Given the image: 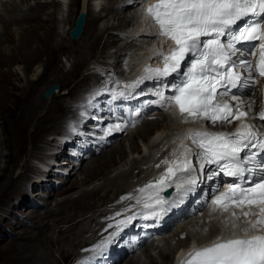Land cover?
<instances>
[{"label":"snow or ice","instance_id":"obj_1","mask_svg":"<svg viewBox=\"0 0 264 264\" xmlns=\"http://www.w3.org/2000/svg\"><path fill=\"white\" fill-rule=\"evenodd\" d=\"M145 12L158 28V36L170 41L172 47L167 53H155L163 60V67H146L144 76L123 87L132 89L145 80L177 74L178 80L172 85L174 94L168 98L163 91L157 94L176 106L183 122L203 119L213 125L240 123L235 132H190L187 138L193 147H185L173 159L161 161L167 165L165 171L137 189V204L149 210L150 216L158 217L182 203L208 166H214L207 172V179L221 173L233 179L223 192L213 194V211L229 213L233 220L242 218L251 229L264 232V130L247 122L252 118L242 109H250L251 103L246 105L234 94L231 99L235 105L226 99L233 89L241 91L253 84V74L264 78V0H155ZM246 53L254 61L242 58ZM117 95L123 96L124 92L113 98ZM256 119L264 121V101ZM171 187L176 190L175 200L161 195ZM132 198L129 195L121 199ZM254 205L259 209L256 219H248ZM230 209L248 210L238 214ZM135 218L133 214L117 221V229ZM240 230L249 231L243 227ZM181 264H264V234L217 239L210 246L194 247Z\"/></svg>","mask_w":264,"mask_h":264},{"label":"rangeland","instance_id":"obj_2","mask_svg":"<svg viewBox=\"0 0 264 264\" xmlns=\"http://www.w3.org/2000/svg\"><path fill=\"white\" fill-rule=\"evenodd\" d=\"M37 2H54V5L38 11V13L42 14V16H40L42 19L45 18L44 14L51 13L52 21L49 23L53 28V34L49 37V39H45L41 36V33H43L42 30L37 28L35 29L36 33L34 32V34L35 36L40 35V38L37 36L35 37L32 33L28 32L26 44L21 43L22 41H19L20 38L16 39L18 43L17 45H20L18 48V50L21 51L20 57H22V59L26 58V61H31L32 65L28 71L24 72V63L13 62L11 64L9 63L7 66H3V63L0 64V74H5L8 70H10L9 75L12 79V85L7 84L0 79V99H2V97L5 98V101L10 99V93L8 92L12 88H15L17 90L18 98H16L15 113L13 112L14 116L18 114L20 109H23L22 111L24 113H31L33 109L34 112L39 111V113H45V111L50 110L47 114L51 117L54 116L50 122L55 121L54 123L57 125L59 124L58 126L60 127V130L64 131L67 124L66 115L68 116L69 113L67 109V99L73 97L74 95H78L87 85V74L90 71V63L97 60V58L110 55L113 51H115V48L121 45L123 40L115 46H109L106 48L105 42L106 38L109 37L108 35H110V37H116L117 35L122 36L121 34H123L122 32H124L123 30L126 29V26L136 24V17L129 19L131 16V10L127 11V9H129L128 7H124L116 13L110 12L109 9H111V7H115L117 5V1L101 0L97 3V7L94 11L92 7L90 8V11H88L89 15L86 16V27L84 26L85 29L83 30L84 32L82 37H80L81 39L79 38L80 41H73L69 38L68 32L70 28L73 27L75 17L79 13L80 0H25V2L23 0H0V14L6 18L7 16L3 10L6 9L5 6H10V4H14L18 6V8L20 7L21 9H25L29 6H34ZM120 4H122V2H120ZM118 6L120 7V5ZM30 13L31 12H29V14ZM114 16H116L117 19L126 21L125 26L121 25L120 27H117L115 31L105 33L101 36V38L96 40V33H100L106 24L109 26L118 25V21L114 18ZM22 17L24 16H19L20 19ZM91 17H101V22H99L97 24L98 26L95 27L98 31L95 30L93 22L90 21ZM23 19L20 20L19 24L12 23L6 28L4 25L7 24V21L0 22V35L3 34L5 29L7 31H13L16 37L20 36L21 28H28L30 25H27L28 23L32 22V24H35L39 20L37 19L35 21V17L32 19ZM61 38L63 39L62 41ZM36 40H38V48L32 53L28 52L30 48L34 49L37 47L34 43ZM39 42L42 43L40 44ZM61 43L63 44V49L58 46ZM90 44L92 45L88 50L89 54L84 60H82L80 66L74 67L77 58L80 56L79 53L84 51V49H87V46ZM49 47L51 48L49 49ZM0 48L4 52H7L8 50V48L4 45H1ZM26 52L29 54L27 53V55ZM45 60L47 62L49 61V65L53 62L54 68L48 66L49 68L47 67L48 69L45 70L43 67L44 62H46ZM26 61L24 60V62ZM36 79H38V81H36ZM30 82H32L30 88L27 89V84ZM51 85H57L59 87V92L54 94V97L52 96L51 100H46L43 98V93ZM69 88H71L70 91L68 90ZM66 91H68V94H66ZM70 119L72 121L74 120L72 117ZM145 119L146 118L140 120L141 122L137 127L146 122ZM2 123L6 125V127L13 128V119L5 116L0 121V264H66L70 260L69 257L76 255L75 253L78 252L80 246H83L82 244H84V246L85 244L87 245L90 242V238L92 236H96L94 235L96 234L94 228V222L97 219L96 215L105 208L107 201H112L116 196L123 194L124 191L132 189L140 183V181H143V179L147 177L146 175L148 172L154 168V160H156L158 155H162L166 151V149H163L162 147V149H157L158 152L156 153L147 150L145 146L148 142V137L146 140V137L141 138L138 134L133 133L135 129L129 130L127 134H119L116 138H114L112 141L113 143L105 149L109 150L112 146L115 148L117 147L118 149L117 145L121 142L126 152L124 157L125 160L119 162V157L116 155L115 165L109 167L101 176H93L91 179L85 180L82 185H73L77 179L76 177L81 180L84 176L79 175L80 171H78V169L75 171L70 170L71 166L66 164L59 170H63L64 168H69V170L65 174L62 183H60L57 187V184H54L51 180L52 177H50V173L48 174L43 170L40 171V169H38V171L29 172L26 171L24 166L27 163L33 164V166L38 164L39 161H34V159H36L34 157L39 158L42 154H49L50 156L53 155L54 144L55 148L58 145V141L56 139H52V137L55 136L54 132L47 131L44 134H41L37 139L39 141H37L35 139L32 140V138L28 139L23 137L22 130L21 132H17V129H14L16 136L11 138L9 134L3 133L1 130ZM175 125L176 124L174 123L173 126L175 127ZM160 128V124L154 125V129L157 130ZM25 130L27 132L32 131V129H28L26 127ZM90 144L92 145L91 147H94V144ZM37 146L40 151H38V154L31 155V152H35L36 150L34 148H38ZM136 147H138V150L135 149ZM64 149L65 152L62 153L63 155L71 152V146L65 147ZM11 152L17 153H13V156L10 155ZM92 154L85 157L83 162L88 163L94 160L95 157H99L101 153H97L96 155ZM15 155H18L17 159L14 158L16 157ZM142 159L143 161L144 159H147L145 164ZM151 159L153 162L151 161V163H149ZM43 160H45V158H43ZM53 161L55 162V159ZM72 162L76 163L77 166L75 168H77L79 164L77 160ZM132 165H138L140 167L135 169L136 171H133L128 177L117 180V182L122 186L121 189L110 192V187L99 188L104 184V181H106L108 177L113 178L118 172H124L131 168ZM34 168L37 167L34 166ZM8 170L10 174H12V170L14 171L12 175L13 184L10 183V185L6 187L5 176ZM95 170H97V172L100 171L99 168ZM35 172H41L42 177H46L48 183L43 184L38 180L34 182L33 178L34 176H37L35 175ZM49 184L51 186H48ZM14 186H16L15 188L18 187L15 193L13 192L15 189ZM29 186L30 190H27L26 187ZM92 188H95L96 192L94 195H90L92 198L86 200V202L89 201L88 203H96V206L94 204V208L92 209L95 213L86 209L84 213L82 212L76 215L77 218L73 221H77V219L81 217V214H83V217L86 215L88 216V214H93L94 219L91 223H88V225L79 228V230H85V232L80 236L78 241H73L74 244L72 246L66 247L64 244L58 242V239L60 238L59 228H64V226L67 225L64 221V216L66 215V211L69 213L73 211V203L65 205V210H58L57 204L68 196L77 198L80 191L85 189L90 191ZM64 189H67L66 193L58 195L59 191ZM201 190L202 188L198 191V196L201 193ZM47 192H51V194L49 195ZM29 198L35 202L43 203V207L40 208L35 206L33 207L34 209H31L33 203ZM204 214L205 211L203 210L198 214L187 218L184 222L173 226L169 231H167V234L162 236L163 239H160V241L154 244L155 246L153 245L152 248L149 247L147 249L148 251L150 250L151 254L156 257V262L158 264H169L168 261L170 259L166 261L163 256L161 257V255H166V253H169L172 250H177L182 246L186 247L187 244L191 242L203 241L212 236V234L219 228L228 230V222L236 224L235 229L239 225V221H232L231 218L227 219L228 221L226 220V223L223 224V221L221 220L222 217L218 215L209 217L205 223H201L200 220ZM55 220H59V224H53V221ZM176 233L177 235L174 236ZM73 242L70 241V243ZM147 246L140 247V250L134 254H130L127 259H124V263L120 262L119 264H128L127 262L130 257L138 255L143 260L145 258L142 256L143 251ZM61 249H63V251H61ZM147 259L148 260L145 261L149 262V258Z\"/></svg>","mask_w":264,"mask_h":264},{"label":"bare ground","instance_id":"obj_3","mask_svg":"<svg viewBox=\"0 0 264 264\" xmlns=\"http://www.w3.org/2000/svg\"><path fill=\"white\" fill-rule=\"evenodd\" d=\"M23 1L25 2V0H23ZM88 1L87 0H80V9H79L80 11L82 10V11L86 12V15H85V21L86 22H87V17L86 16L89 15L88 11H90V8L92 7L90 5V1L91 0H88ZM99 1H101V0H99ZM112 1H117L116 2L117 5L115 7H111L110 6L111 9H109V10H110V12H113V13L115 12L116 13L117 11L122 10V8H124V7H128L129 8V9H127V11L132 10L134 8L133 5L135 4L136 0H112ZM120 2H122V4H120ZM52 5H54V2H52V3H40V2H37L34 6H29V7L25 8V9H21L20 7L18 8V6L14 5V4H10V6H5L6 9L3 10V11H5V15L7 17L5 18V16L0 14V22L7 21V24L4 25L5 28L7 26H10L12 23L13 24H15V23L19 24L20 20L23 19V18L32 19V18L35 17V21L37 19H39V20L35 24H32V22L28 23L27 25L30 24L28 28L27 27L21 28L20 36H17V37L14 35L13 31H7V30L4 29L3 34L0 35V46L4 45V46H6L8 48V50H7V52H4L0 48V64L3 63V66H7L9 63L11 64L13 62L14 63L21 62V63H24V72L28 71V69L32 65L31 61H28V60L26 61V58L22 59V57H20L21 51L18 50L20 45L19 46L17 45L18 43H17L16 39L20 38L19 41L20 42L22 41L21 43L26 44V42H27L26 38H27L28 32L32 33L35 36L34 32L36 33L35 29H37V28L42 30V32H43V33H41L42 37H44L45 39H49V37L53 34V28L51 27V25L49 23V22L52 21V15H51V13H48V14L46 13V14H44L45 18L42 19V18H40V16H42V14L38 13V11L44 10L46 7L52 6ZM118 5H120V7ZM93 11H94V9H93ZM29 12H31V13L29 14ZM20 15H23L24 17H22L20 19L19 18ZM115 15H117V14H115ZM126 17H127V15H126ZM114 18L117 19L116 16H114ZM132 18H133V16H130L129 19H132ZM90 21L93 22L94 28H95L96 26H98L97 24L99 22H101V17L100 18L91 17ZM117 21H118V23H117L118 25L109 26V25L106 24V26H104V29L102 28L103 30L100 33L97 32L96 33L97 34L96 40L101 38V36H103L105 33L115 31L117 27H120L121 25L125 26V24H126V21H123L122 19H117ZM85 27H86V24H85ZM85 27H84V29H85ZM126 27H129V26H126ZM95 30L98 31V29H96V28H95ZM123 31H124V32H122L123 35L121 34L122 36L117 35L116 37H114V36L110 37V35H108L109 37L106 38V42H105V46L107 48L109 46H115L117 43H119V42H121L123 40L121 45L119 47L115 48V51H113L111 53L112 55L110 54V56H112L117 63H119L118 60H120L121 56L126 54L127 50L130 49V47H131V43L130 42H132V40H130V42H128V41H126V39L129 38L130 33L136 31V27L131 29V31H128V30H123ZM82 35H83V33H82ZM82 35H81V37H82ZM36 36L38 38L41 37L40 35H36ZM80 39L73 40V41H80ZM62 40L63 39L61 38V41ZM34 43L36 44L37 47L34 48V49L30 48L28 50V52L32 53V52H34V50H36L38 48V40H36V42H34ZM43 45H44V42H43ZM62 45L63 44L61 43L58 46H60L61 49H63ZM91 45L92 44L88 45L87 49H84V51H81L79 53L80 56L77 58V61L75 62L74 67L80 66V64L82 63V60H84L85 57L89 54L88 50L90 49ZM47 46H49V45H47ZM50 48L51 47H49V49ZM28 52H26V54ZM30 56H28V57H30ZM24 60L26 62H24ZM53 64L54 63L52 62L49 65V61L48 62L46 61V62H44V66L43 67H44L45 70H47L49 68L48 66H51V68H54ZM6 73H8V74H6ZM6 73L5 74L1 73L0 74V79L3 80L5 83H7L9 85H12V79L10 78V75H9L10 74V70H8ZM36 81H38V79H36ZM36 81H34V82H36ZM32 82L27 84V89L30 88V85H31ZM8 93H10V97H9L10 99H7L6 101H5L4 97H2V99H0V121L5 116H7L9 118H12L13 119V124H12L13 128L12 127L11 128L6 127V125H4L2 123V129L1 130L3 131V133H7V134L10 135L11 138H14L16 136L15 135V130L17 129V132H21V130H22L23 137L28 138V139L32 138V140L33 139L37 140L40 137L41 134H44L47 131H52V132H54L55 136L57 135L60 138L59 142H58L59 144L57 145L58 153L65 152L64 148L67 147V145H68L67 143H65V141H67L66 138L71 139L72 136H65V132L60 130V127L58 126L59 124L57 125L56 123H54L55 121L54 122H50L54 118V116L51 117V116H49L47 114L48 111H50V110L45 111V113H41V112L39 113V111H35L34 112V109H33V111H31V113L30 112L24 113L22 111L23 109L22 110L20 109L18 111V114H16L14 116L13 112L15 111V108H16L15 107L16 98H18L17 90L15 88H12ZM52 96L54 97V94H51L46 100H51ZM54 111H53V114H54ZM173 122L176 124L175 127L173 126L174 123L168 122V120L167 119L165 120L164 118H161L160 121H153V122L146 121L143 124H141L139 127L135 128V131H133V133L138 134L141 138H145L146 137V140H147V137H148V142H147L145 147H146L147 150H150L151 152L152 151L155 152V153L158 152L157 149L164 148L166 144H171L174 147V151L172 149L171 152H175L176 149H179L181 147L183 148L186 145V142H182V141H181V143H179V142H180V139H181V136H182L183 132L188 127V124L187 123L179 124L176 121H173ZM153 124L154 125L155 124H160L161 128L156 130V129H154V125ZM25 127L28 128V129H32V131L31 132L30 131L27 132L25 130ZM59 134H61V135H59ZM75 140H76V138H75ZM37 141H39V140H37ZM4 142H5V140H4ZM111 144L112 143L109 142V144L107 146L105 145L102 149L99 150V152L96 151L97 148H95L92 152H90L89 150L84 151V152H83L82 149L78 150V152L75 154L76 155V160L79 163L78 167L77 168L72 167V169H70V170H74L75 171V170L78 169V171H80L79 175H83L84 177L85 176L86 177L85 178L83 177V179H81V180H79L78 177H76L77 179L75 180V183L73 185H79V184L82 185V184H84L85 180L91 179L93 176H101L102 174H104V172H106L109 167H111V166L116 164V155H118V157H119V160H118L119 162L122 161V160H125L124 157H125L126 152H125V148L121 144V142L117 145L118 149H117V147L115 148L114 146H112V148H110L109 150H105ZM89 145H90V143H89ZM34 149H36V150H35V152H31V155L32 154H38V151H40L39 147L38 148H34ZM135 149L138 150V147H136ZM13 153H17V152H11L10 155H13ZM92 153H94V154H92ZM97 153L98 154L101 153L99 157H97V158L95 157L94 160H92V161H90L88 163L83 162L86 156H89L91 154L92 155H96ZM18 155H19V152H18ZM153 155H154V153H153ZM17 156L14 157V158L17 159ZM43 156H44V154H42L39 158L38 157H34V158H36L34 160H39ZM46 156H50V155L48 154ZM103 158H105V159H103ZM146 158H148V157H146ZM142 161H143V159H142ZM146 161H147V159L146 160L144 159L143 163L145 164ZM151 161H152V159L149 161V163H151ZM70 163L73 164V165L76 164V163H73V162H70ZM40 165L43 166V167L34 168L33 164H28V163L26 165H24V166H25L26 171H29V172L30 171H38V169H40V171L43 170L44 172H47L49 174L48 170H46L45 168L46 167L51 168V165H47V161L44 162L43 160H40ZM139 167L140 166H138V165H136V166L132 165V167L129 168L128 170H126L124 172H118L116 175H114L113 178H109L108 177L106 179V181H104V184L101 187H99V188L110 187V189H109V190H111L110 192L118 191L119 189L122 188V186L117 182V180H119V179L121 180V179H123L125 177H128L133 171H136L135 169H138ZM98 168L100 169L99 172H97V170H95V169H98ZM79 169H81V170H79ZM13 172L14 171L12 170V174H10L9 170H8V172L6 173V176H5V186L6 187L9 186L10 183L13 184V178H12ZM36 175L37 176H34V178H33L34 182L38 180L40 183H43V184L44 183H46V184L48 183L46 177H42V173L41 172L40 173L37 172ZM51 180H53V179H51ZM143 180H145V178ZM48 186H51V185L49 184ZM15 187L16 186H14V188ZM17 188L14 189V191H13L14 193L17 190ZM66 190L67 189L60 190L58 195L66 193ZM95 192H96L95 188H92L90 191L85 189V190L80 191V194L77 196V198H73V197L67 195L68 196L67 198H65L63 201L58 202V204H57L58 210H62V209L65 210V207H64L65 205L73 203V211L70 212V213L68 211H66V215L64 216V221L67 223V225L65 224L66 226H64V228H61V227L59 228L60 229L59 230V237L60 238L58 239V242L64 244L66 247L72 246L74 244L73 241H78L80 236L85 232V230L81 231V230H79V228H81V227H83L85 225H88V223H91L92 220L94 219L93 214H90V215L88 214V216L86 215L84 217L82 216L83 214H81L80 215L81 217L78 218L77 221L74 222L73 220L75 218H77L76 215H78V214H80L82 212L84 213V211L86 209H88V211H90V210L92 211V209L94 208V204L96 206V203H91V202L88 203L89 201L86 202V200L92 198L90 195H92V194L94 195ZM125 192H127V191H124L123 193H125ZM47 194L50 195L51 192H47ZM104 195H107V194H104ZM36 206L42 208L43 207V203H39L38 202ZM92 212H94V211H92ZM214 214H217L218 216L222 217L221 220L223 221V224L226 223V220L229 219V218H231L232 221L238 222V220H233L229 213L227 215H225V214L221 215V214H219L217 212L214 213ZM209 217H211V216H208V215L206 216L205 214L202 215V218H201L200 222L201 223H205ZM53 224H59V220L53 221ZM198 225H199V223H198ZM177 230H181V229H177ZM95 231H96L95 232L96 234H94V235H96V236L95 237L92 236L90 238V240H89L90 242L87 245L85 244V246H84V244H82L83 246H80V248L89 247L90 245H92L91 244L92 241H94L95 239L100 237V234L97 233V231H99V229L98 230L95 229ZM177 233H179V232H177ZM177 233L174 234V236L177 235ZM172 234H171V236H172ZM91 239H92V241H91ZM161 239H163V237H161ZM121 240L122 239H120L118 242H120ZM70 241H72L73 243H70ZM194 242H198V241H194ZM149 247L152 248L153 245L152 244L148 245L145 248V250L143 251V255H142V256L145 257L143 260L141 259V257L139 255L138 256H133L132 255L133 257H130L129 261L127 263L128 264H158L156 262V257L151 254L150 250L149 251L147 250ZM182 247L178 248L177 250H172L169 253H166V255H161V257L163 256V258L166 261H168L169 259L171 260V257L173 256L174 252H177L178 250L182 249ZM138 250H140V249H138ZM61 251H63V249H61ZM133 252H134V249H132L131 252H128V251L125 252L124 254L119 256V258L117 259L116 262L124 263V259H127L130 256V253L133 254ZM147 258H149V262L145 261V260H148ZM170 260L168 261L169 264H170ZM116 262H114V263L117 264Z\"/></svg>","mask_w":264,"mask_h":264},{"label":"water","instance_id":"obj_4","mask_svg":"<svg viewBox=\"0 0 264 264\" xmlns=\"http://www.w3.org/2000/svg\"><path fill=\"white\" fill-rule=\"evenodd\" d=\"M84 18H85V12L81 11L77 14L75 18V23L73 27L69 30L68 35L70 39L77 40L82 33V28L84 26ZM57 85H51L49 86L46 91L43 93V97L47 98L51 93H53L57 89Z\"/></svg>","mask_w":264,"mask_h":264}]
</instances>
